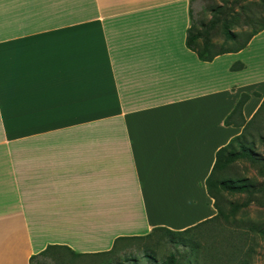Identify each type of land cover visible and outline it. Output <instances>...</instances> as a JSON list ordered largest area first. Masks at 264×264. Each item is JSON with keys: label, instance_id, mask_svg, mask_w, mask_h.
<instances>
[{"label": "crops", "instance_id": "crops-1", "mask_svg": "<svg viewBox=\"0 0 264 264\" xmlns=\"http://www.w3.org/2000/svg\"><path fill=\"white\" fill-rule=\"evenodd\" d=\"M189 26V0H0V264L216 215L204 183L264 100V31L204 62Z\"/></svg>", "mask_w": 264, "mask_h": 264}, {"label": "trees", "instance_id": "trees-1", "mask_svg": "<svg viewBox=\"0 0 264 264\" xmlns=\"http://www.w3.org/2000/svg\"><path fill=\"white\" fill-rule=\"evenodd\" d=\"M194 0H189V17L190 26L186 31V47L196 53L199 60L210 62L215 57L225 54L238 52L246 47L252 37L264 31V22H259V16L264 13V0L260 3L246 2L247 0H233L238 10L231 8L224 11L222 8L212 10L213 16L209 22L196 21L194 19L191 4ZM242 23V24H241ZM249 27V32H234L233 29L240 26ZM240 35H245V38L236 42V38ZM217 37H223L233 43L232 47L223 48L217 47L212 43V40ZM201 46V47H200ZM242 64L235 63L231 69L240 70ZM258 96L257 93H253ZM249 99V95L242 94L237 102L233 112L225 119L224 124L229 125L235 116L240 115L242 107ZM242 132L230 140V142L220 148L215 154V162L213 168L205 180V189L208 196L213 200V206L216 210V215L208 220L200 222L193 227L183 231H172L162 227H156L145 236L135 237H119L114 241L112 248L108 252L99 254H79L67 247L48 246L45 251L30 259V264H34L39 258L48 255L50 251L68 252L75 258L113 256L117 245L123 241H132L140 239H153L155 237L156 244L162 245L166 249V258L159 263L154 262L155 259L148 254L145 256L148 264H191L190 258L193 256L196 263L206 256V252H215L221 244H225L230 250L235 251L239 256L234 264H251L249 262L250 254L253 251L252 245L256 235H264V229H257L252 224L237 220V215L240 214V207L228 203L231 208L227 211V202L223 197L222 192H227L232 195H247L251 199L242 204V208H246L251 202L264 201V184L260 183L257 186L248 179L234 178L228 176L230 168L235 161L242 160L248 162L252 166H264V158L261 157L256 149V142H260L264 146V100L261 105L247 123L241 122ZM252 197L254 200H252ZM215 224L219 227L216 230L220 235L221 230L224 231L222 237H214L210 247L203 246L200 243L199 236L203 228ZM247 225L248 229H244ZM249 225V226H248ZM218 238V240H217ZM185 239V241H183ZM187 241V243H186ZM189 245V250L181 248V245ZM193 244V245H192ZM150 260V261H149Z\"/></svg>", "mask_w": 264, "mask_h": 264}, {"label": "rangeland", "instance_id": "rangeland-1", "mask_svg": "<svg viewBox=\"0 0 264 264\" xmlns=\"http://www.w3.org/2000/svg\"><path fill=\"white\" fill-rule=\"evenodd\" d=\"M246 2H255L260 3V0H247ZM193 11L194 19L196 21H202L207 23L213 16L212 10L217 8H222L224 11H228L231 8L238 10L239 7H236L233 3V0H194L191 4ZM259 22H264V13H262L259 18ZM242 24V23H241ZM234 32H249L250 28L245 26H240L239 28L233 29ZM245 38V35H240L236 38V42H239ZM212 43L217 47L229 48L233 46V43L226 38L217 37L212 40ZM201 47V46H200ZM252 50H256L259 54V59L261 63H264V35H262L255 43L252 45ZM251 66L256 62L250 61ZM252 70V68L250 69ZM256 149L258 150L261 157L264 158V146L260 142H256ZM228 176L248 179L256 186L260 183L264 184V166L257 165L252 166L248 162L237 160L230 168V173ZM224 199L227 202V211L231 208L228 206V203L240 207V214L237 215V220L242 221L243 223L247 222L252 224L257 229H264V201L262 202H251L244 209L242 204L248 203L249 197L247 195H232L227 192H222ZM252 200L253 197H252ZM153 207V204H150ZM180 209L184 210V206L180 203H176ZM159 214L163 219H174L173 206L170 203L158 204ZM154 207L152 209V212ZM154 213V212H153ZM249 226V225H248ZM219 227H215V224L211 226L204 227L199 236L201 245L210 247L213 242L214 237H222L224 231L221 230L220 235L218 234ZM244 229H248L247 225H244ZM255 241L252 245L253 251L250 254L249 262L251 264H264V235H256ZM217 238V240H218ZM155 237L153 239H140L132 241H123L117 245L114 250L113 256H101V257H86V258H75L70 255L68 252L60 251L53 252L50 251L48 255L43 256L38 259L34 264H148L146 260V255L153 257L154 262L159 263L164 261L166 258V249L164 246L156 244L155 246ZM185 241V239H183ZM187 243V241H186ZM193 245V244H192ZM225 245V244H224ZM223 244L215 252H206V256L198 261V264H234L236 259L239 257L235 251L230 250L228 247H225ZM182 250H189V245H181ZM150 261V260H149ZM191 264H195V258L191 256Z\"/></svg>", "mask_w": 264, "mask_h": 264}]
</instances>
